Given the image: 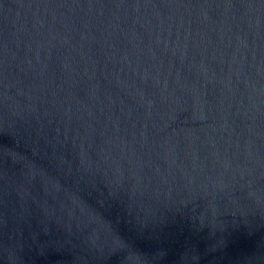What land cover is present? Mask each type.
Masks as SVG:
<instances>
[{"label":"water","instance_id":"95a60500","mask_svg":"<svg viewBox=\"0 0 264 264\" xmlns=\"http://www.w3.org/2000/svg\"><path fill=\"white\" fill-rule=\"evenodd\" d=\"M0 264H264V0H0Z\"/></svg>","mask_w":264,"mask_h":264}]
</instances>
